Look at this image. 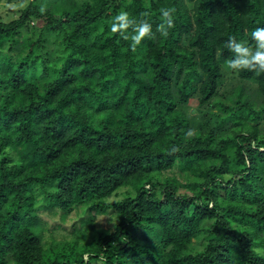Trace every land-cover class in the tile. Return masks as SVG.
I'll list each match as a JSON object with an SVG mask.
<instances>
[{"label":"trees","instance_id":"trees-1","mask_svg":"<svg viewBox=\"0 0 264 264\" xmlns=\"http://www.w3.org/2000/svg\"><path fill=\"white\" fill-rule=\"evenodd\" d=\"M122 9L153 25L136 51L110 31ZM257 27L264 0H29L0 20V264H264V72L224 47ZM41 208L87 229L47 243Z\"/></svg>","mask_w":264,"mask_h":264},{"label":"clouds","instance_id":"clouds-1","mask_svg":"<svg viewBox=\"0 0 264 264\" xmlns=\"http://www.w3.org/2000/svg\"><path fill=\"white\" fill-rule=\"evenodd\" d=\"M175 13L174 7L160 9L162 22L158 30L162 35H167V30L174 27ZM109 28L112 33H117L124 40H130L132 51H136L137 47L146 39H152L155 36L151 22L147 19L137 21L123 9L112 17ZM250 38L254 42L252 45L246 41H240L236 37H229L225 41L224 47L233 54L232 58L226 61L227 69L264 72V27L255 28L250 33Z\"/></svg>","mask_w":264,"mask_h":264},{"label":"rangeland","instance_id":"rangeland-1","mask_svg":"<svg viewBox=\"0 0 264 264\" xmlns=\"http://www.w3.org/2000/svg\"><path fill=\"white\" fill-rule=\"evenodd\" d=\"M29 0H0V20L8 22L19 15V10L26 6ZM179 169V168H176ZM129 188L119 190L117 195L111 197L108 201L114 202L124 197V194ZM89 214H84L81 211H75L66 220L62 219L59 213H54L47 208H41L40 216L45 224V240L51 243L54 239L61 240L69 236L73 228H81L83 231L87 226L83 224V220ZM115 220L112 218L111 213H99L96 219L97 227H104L105 229L113 228Z\"/></svg>","mask_w":264,"mask_h":264}]
</instances>
